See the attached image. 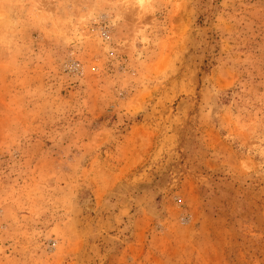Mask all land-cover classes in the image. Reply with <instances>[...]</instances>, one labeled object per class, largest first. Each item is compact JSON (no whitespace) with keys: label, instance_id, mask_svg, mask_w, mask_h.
<instances>
[{"label":"rangeland","instance_id":"1","mask_svg":"<svg viewBox=\"0 0 264 264\" xmlns=\"http://www.w3.org/2000/svg\"><path fill=\"white\" fill-rule=\"evenodd\" d=\"M0 264H264V0H0Z\"/></svg>","mask_w":264,"mask_h":264}]
</instances>
